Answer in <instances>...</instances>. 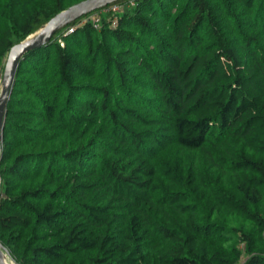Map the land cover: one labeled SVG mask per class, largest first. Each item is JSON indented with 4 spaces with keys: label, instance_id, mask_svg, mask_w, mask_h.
<instances>
[{
    "label": "trees",
    "instance_id": "trees-1",
    "mask_svg": "<svg viewBox=\"0 0 264 264\" xmlns=\"http://www.w3.org/2000/svg\"><path fill=\"white\" fill-rule=\"evenodd\" d=\"M80 1L0 0V79ZM134 1L21 59L0 241L16 264H264V0Z\"/></svg>",
    "mask_w": 264,
    "mask_h": 264
},
{
    "label": "water",
    "instance_id": "water-1",
    "mask_svg": "<svg viewBox=\"0 0 264 264\" xmlns=\"http://www.w3.org/2000/svg\"><path fill=\"white\" fill-rule=\"evenodd\" d=\"M116 1L118 0H82L59 12L38 31L12 46L8 53L4 71L0 79V158L3 149V128L6 119L7 104L21 59L27 52L48 44L54 34L64 26ZM7 255L10 257L8 249L0 241V264H6L5 257Z\"/></svg>",
    "mask_w": 264,
    "mask_h": 264
},
{
    "label": "built area",
    "instance_id": "built-area-1",
    "mask_svg": "<svg viewBox=\"0 0 264 264\" xmlns=\"http://www.w3.org/2000/svg\"><path fill=\"white\" fill-rule=\"evenodd\" d=\"M134 5L135 1L134 0H127L122 3H111L108 6L103 7L104 11H111L113 13H117L121 11L126 5ZM101 12L100 11H94L89 14H86L85 16L81 17L80 22H91L93 26L97 29L101 27ZM117 24V18L114 17L113 19V25ZM74 29V26L70 27L67 32L72 31ZM61 40V39H60ZM61 44L64 45V42L61 41ZM0 183H1V177H0Z\"/></svg>",
    "mask_w": 264,
    "mask_h": 264
},
{
    "label": "rangeland",
    "instance_id": "rangeland-1",
    "mask_svg": "<svg viewBox=\"0 0 264 264\" xmlns=\"http://www.w3.org/2000/svg\"><path fill=\"white\" fill-rule=\"evenodd\" d=\"M0 91H1V84H0ZM5 261L7 262V264H16L15 262L12 261V259L8 255L5 257Z\"/></svg>",
    "mask_w": 264,
    "mask_h": 264
},
{
    "label": "bare ground",
    "instance_id": "bare-ground-1",
    "mask_svg": "<svg viewBox=\"0 0 264 264\" xmlns=\"http://www.w3.org/2000/svg\"><path fill=\"white\" fill-rule=\"evenodd\" d=\"M6 262V261H5ZM6 264H7V262H6Z\"/></svg>",
    "mask_w": 264,
    "mask_h": 264
}]
</instances>
